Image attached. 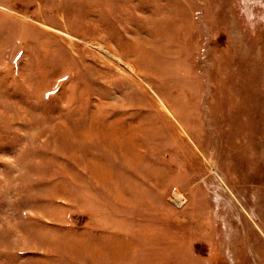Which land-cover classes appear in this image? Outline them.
I'll use <instances>...</instances> for the list:
<instances>
[{"label": "rangeland", "instance_id": "374dc122", "mask_svg": "<svg viewBox=\"0 0 264 264\" xmlns=\"http://www.w3.org/2000/svg\"><path fill=\"white\" fill-rule=\"evenodd\" d=\"M0 264H264V0H0Z\"/></svg>", "mask_w": 264, "mask_h": 264}]
</instances>
